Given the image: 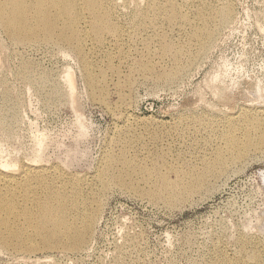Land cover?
I'll list each match as a JSON object with an SVG mask.
<instances>
[{"label": "rangeland", "instance_id": "374dc122", "mask_svg": "<svg viewBox=\"0 0 264 264\" xmlns=\"http://www.w3.org/2000/svg\"><path fill=\"white\" fill-rule=\"evenodd\" d=\"M110 1L115 28L104 43L79 9L85 65L66 46L17 43L0 27V172L19 180L28 166L45 182L29 187L36 200L45 189H80L71 201L97 212L81 248L15 239L0 244V264L264 263L263 145L176 203L149 195L167 174L175 179L170 170L184 182L201 172L226 150L231 126L239 141L264 136V0H156L154 12L152 0ZM225 8L228 16L218 14ZM202 16L210 40L194 37ZM142 60L151 71L135 66ZM87 72L102 98L92 96ZM110 157L117 162L106 170ZM120 172L130 187L102 189L105 175Z\"/></svg>", "mask_w": 264, "mask_h": 264}, {"label": "bare ground", "instance_id": "6f19581e", "mask_svg": "<svg viewBox=\"0 0 264 264\" xmlns=\"http://www.w3.org/2000/svg\"><path fill=\"white\" fill-rule=\"evenodd\" d=\"M105 1L110 4L109 8L103 6ZM155 1H150L149 9L151 12H154ZM112 7L110 0H0V27L17 43L42 39L47 44L66 46L85 65L88 62L84 53L85 48H83V36L78 29L80 23L79 9L90 15L89 35L94 37L96 42L104 43L106 40L102 39L104 33L111 32L115 28L111 22L114 12ZM228 9L225 8L218 14L228 16ZM163 11L168 14L169 22L175 18L176 10L172 5L165 7ZM201 22L202 25L195 31L194 37L210 40L213 38V30L207 27V18L202 16ZM112 33L114 32L112 31ZM204 45L203 41L199 42L200 48H203ZM90 49L92 48L88 45V50ZM161 51L164 54H170L172 51L171 45L166 40L162 42ZM174 57L175 59L178 58V56ZM135 66L142 71H151L150 64L144 60L137 62ZM21 69L22 76L28 79L31 66L25 63ZM174 75L168 74L164 77L171 79ZM66 77L65 79L69 83L71 79ZM87 81L92 96L102 98L103 95L100 90L103 88L99 87L101 84L88 72ZM247 127L250 130L253 127L257 129L259 123L258 125L248 123ZM236 128L235 125L231 126L226 135V150L218 151L214 159L204 165L201 172L194 174L190 180L184 182L182 180L183 173L170 170L168 173H173L175 179L170 180L167 174L166 178L161 179L158 191L149 193V195L170 204L176 203V201H180L203 188L208 180L215 176L213 173L223 172L232 159L240 160L252 148L264 146L263 135L258 137L257 142L249 133L245 134L241 141L237 140L234 132ZM109 159L106 170L112 168L117 162L115 157ZM125 167L131 168L127 163H125ZM137 171L142 172L143 167L139 166ZM39 176V172L32 173L28 166H24L20 171L19 180L14 175H6L0 172V244L9 246V242L15 239H19V242H31L32 239L37 238L49 247L71 251L81 248L88 239L97 212L89 211L85 207L80 209L71 201V199L76 200L80 189H75L72 196L67 192L45 189L41 197L36 200V197L31 195L33 192L30 191L29 187L32 184L37 188L43 186L45 182ZM103 182L102 189L118 182L124 187H130L125 184L123 172L118 175L108 173ZM19 221H22L25 226L21 225ZM27 229L31 230L32 233H29ZM250 258L254 261L258 260L255 254ZM216 264L229 263L220 261Z\"/></svg>", "mask_w": 264, "mask_h": 264}]
</instances>
